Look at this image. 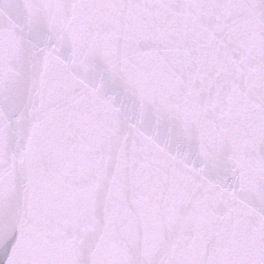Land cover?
Masks as SVG:
<instances>
[{"label": "snow or ice", "instance_id": "6c2138e0", "mask_svg": "<svg viewBox=\"0 0 264 264\" xmlns=\"http://www.w3.org/2000/svg\"><path fill=\"white\" fill-rule=\"evenodd\" d=\"M0 264H264V0H0Z\"/></svg>", "mask_w": 264, "mask_h": 264}]
</instances>
